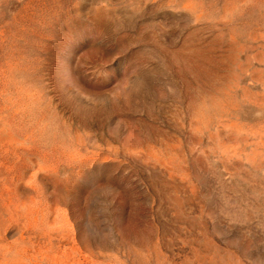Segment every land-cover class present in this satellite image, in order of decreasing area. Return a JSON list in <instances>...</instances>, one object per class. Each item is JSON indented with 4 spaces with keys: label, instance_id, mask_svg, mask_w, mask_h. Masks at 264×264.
Wrapping results in <instances>:
<instances>
[{
    "label": "rangeland",
    "instance_id": "1",
    "mask_svg": "<svg viewBox=\"0 0 264 264\" xmlns=\"http://www.w3.org/2000/svg\"><path fill=\"white\" fill-rule=\"evenodd\" d=\"M0 264H264V0H0Z\"/></svg>",
    "mask_w": 264,
    "mask_h": 264
}]
</instances>
